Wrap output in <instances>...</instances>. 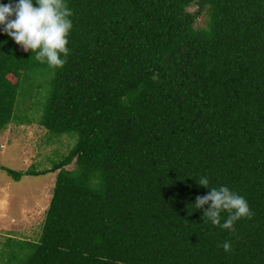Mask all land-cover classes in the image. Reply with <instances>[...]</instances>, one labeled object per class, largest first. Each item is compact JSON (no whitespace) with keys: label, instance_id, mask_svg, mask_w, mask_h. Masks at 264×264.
Returning <instances> with one entry per match:
<instances>
[{"label":"trees","instance_id":"obj_1","mask_svg":"<svg viewBox=\"0 0 264 264\" xmlns=\"http://www.w3.org/2000/svg\"><path fill=\"white\" fill-rule=\"evenodd\" d=\"M64 3L60 69L0 26V134L73 141L48 169L0 166L56 174L38 239L8 238L0 264H264V0ZM205 176L248 203L234 232L194 206Z\"/></svg>","mask_w":264,"mask_h":264},{"label":"rangeland","instance_id":"obj_2","mask_svg":"<svg viewBox=\"0 0 264 264\" xmlns=\"http://www.w3.org/2000/svg\"><path fill=\"white\" fill-rule=\"evenodd\" d=\"M194 9L191 7L190 11ZM201 23L202 18L196 22ZM20 50L24 51L22 47ZM47 137L45 129L36 124H10L0 134V166L17 172L30 166L36 170L50 168V160L56 158V152L64 153L73 141L61 137L57 143L47 142ZM55 176V173L27 176L15 182L5 171H0V250L8 238L38 239Z\"/></svg>","mask_w":264,"mask_h":264},{"label":"clouds","instance_id":"obj_3","mask_svg":"<svg viewBox=\"0 0 264 264\" xmlns=\"http://www.w3.org/2000/svg\"><path fill=\"white\" fill-rule=\"evenodd\" d=\"M35 4L37 6L33 0L0 4V26L25 52H32L36 61L47 64L50 69H60L69 55L68 36L73 27L69 17L73 13L64 0H35ZM198 185L209 189V192L202 197L197 196L194 206L203 210V217L213 225L234 232L237 221L252 218L253 213L246 200L228 187L209 188L206 176L199 179ZM222 213L227 214L223 223ZM223 248L229 252L231 244L225 242Z\"/></svg>","mask_w":264,"mask_h":264}]
</instances>
